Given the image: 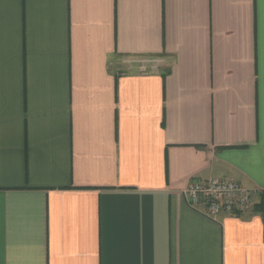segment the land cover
Returning a JSON list of instances; mask_svg holds the SVG:
<instances>
[{
    "label": "crops",
    "instance_id": "1",
    "mask_svg": "<svg viewBox=\"0 0 264 264\" xmlns=\"http://www.w3.org/2000/svg\"><path fill=\"white\" fill-rule=\"evenodd\" d=\"M0 264H264V0H0Z\"/></svg>",
    "mask_w": 264,
    "mask_h": 264
},
{
    "label": "built area",
    "instance_id": "2",
    "mask_svg": "<svg viewBox=\"0 0 264 264\" xmlns=\"http://www.w3.org/2000/svg\"><path fill=\"white\" fill-rule=\"evenodd\" d=\"M145 61L138 60L142 71L147 69ZM184 193L192 204L204 203L206 212L216 217L223 211L234 215L249 211L254 205L258 189L246 187L232 178L211 177L190 181Z\"/></svg>",
    "mask_w": 264,
    "mask_h": 264
}]
</instances>
